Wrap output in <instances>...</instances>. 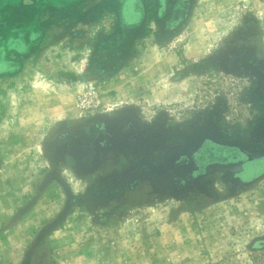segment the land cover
<instances>
[{
	"label": "rangeland",
	"instance_id": "1",
	"mask_svg": "<svg viewBox=\"0 0 264 264\" xmlns=\"http://www.w3.org/2000/svg\"><path fill=\"white\" fill-rule=\"evenodd\" d=\"M5 57L0 264H264V0H0Z\"/></svg>",
	"mask_w": 264,
	"mask_h": 264
},
{
	"label": "flooded vegetation",
	"instance_id": "2",
	"mask_svg": "<svg viewBox=\"0 0 264 264\" xmlns=\"http://www.w3.org/2000/svg\"><path fill=\"white\" fill-rule=\"evenodd\" d=\"M131 14V13H130ZM133 17V14H131ZM6 65L2 69L0 68V74L2 73H10V65L12 64L7 57H5V61H3ZM196 153L193 155V160L195 161L197 168H203V166L211 163H217V162H226L234 160V155H236L237 151L236 149L225 147V146H219V145H213L211 142L206 141L203 145H201ZM204 161V162H203ZM249 162L246 160V163ZM248 164V163H247ZM246 164V171L249 170V168H253L251 165ZM253 169H250L249 171H252Z\"/></svg>",
	"mask_w": 264,
	"mask_h": 264
},
{
	"label": "crops",
	"instance_id": "3",
	"mask_svg": "<svg viewBox=\"0 0 264 264\" xmlns=\"http://www.w3.org/2000/svg\"><path fill=\"white\" fill-rule=\"evenodd\" d=\"M69 2H73L74 0H68Z\"/></svg>",
	"mask_w": 264,
	"mask_h": 264
}]
</instances>
